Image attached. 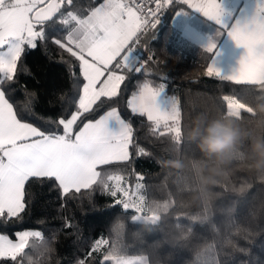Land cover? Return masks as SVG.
Segmentation results:
<instances>
[{
    "label": "snow or ice",
    "instance_id": "obj_1",
    "mask_svg": "<svg viewBox=\"0 0 264 264\" xmlns=\"http://www.w3.org/2000/svg\"><path fill=\"white\" fill-rule=\"evenodd\" d=\"M165 21L166 50L199 51L207 77L264 95V0L239 19L228 16L226 0H0V264H23L30 239L42 238L39 230H24L14 242L6 233L47 199L46 192L66 210L99 189L111 198L106 212H115L131 187L119 170L146 154L141 140L168 135L177 120L182 125L178 102L165 96L168 76L149 67L169 62L141 47L150 32L159 39L155 30ZM225 37L244 50L228 74L217 67ZM36 50L64 69L68 88L49 99L47 119L37 116V92L21 80H34L25 58ZM132 81L122 110V93ZM222 100L227 106L232 96ZM137 119L143 133L134 126ZM73 220L64 216L62 227L70 232ZM105 243L103 234L95 237L72 264H110L99 254Z\"/></svg>",
    "mask_w": 264,
    "mask_h": 264
},
{
    "label": "trees",
    "instance_id": "obj_2",
    "mask_svg": "<svg viewBox=\"0 0 264 264\" xmlns=\"http://www.w3.org/2000/svg\"><path fill=\"white\" fill-rule=\"evenodd\" d=\"M169 26L170 21L162 22L155 30L159 39L150 32L141 47L153 48L161 61L169 62L149 67L157 76H168L166 93L178 98L182 125L178 120L168 135L141 140L146 154L119 170L130 191L138 187L139 212L149 219H134L123 198L115 212H106L111 198L99 189L66 210L59 207L55 193L46 192L47 199L35 202L23 221L6 233L14 241L20 231L42 232L41 239H30L23 264H72L74 255L100 234L106 243L99 254L110 264L115 257L132 255H145V264H264V166L256 167V145L264 146V95L207 77L199 51L166 50L161 42ZM47 55L59 59L51 50ZM25 60L35 78L21 80L37 92L35 112L47 119L49 99L61 95V88L67 94L64 69L50 63L44 50L30 52ZM136 83L124 89L122 110ZM224 96L236 100L238 113L229 112ZM134 126L143 133L140 119ZM215 126L229 130L227 146L218 154L206 146L209 137L223 136ZM137 172L143 173L142 179L136 178ZM66 215L74 216L70 232L62 227Z\"/></svg>",
    "mask_w": 264,
    "mask_h": 264
},
{
    "label": "crops",
    "instance_id": "obj_3",
    "mask_svg": "<svg viewBox=\"0 0 264 264\" xmlns=\"http://www.w3.org/2000/svg\"><path fill=\"white\" fill-rule=\"evenodd\" d=\"M254 7L255 0H226V11L230 18L233 16L238 19L243 18L249 12L254 10ZM218 48H221L223 50V53L218 58L217 67L224 74L235 71L239 66L240 58L244 55V50L236 46L234 42L228 40L227 37L219 41ZM165 96L166 99L169 100L175 98L179 106V101L176 96L167 93L165 94ZM177 121H175L174 123H176Z\"/></svg>",
    "mask_w": 264,
    "mask_h": 264
},
{
    "label": "rangeland",
    "instance_id": "obj_4",
    "mask_svg": "<svg viewBox=\"0 0 264 264\" xmlns=\"http://www.w3.org/2000/svg\"><path fill=\"white\" fill-rule=\"evenodd\" d=\"M229 112L232 114L238 113L239 104L232 98V102L229 104ZM214 131L220 133L224 137H229V130L219 126L214 127ZM124 199L122 202L125 208L134 210L133 218L136 220H148L149 218L145 213L139 212L142 209V195L140 194L138 187L133 188L131 191L128 188L126 193L121 197ZM134 202V203H133ZM138 211H136L135 207ZM16 240H14L15 242ZM145 255H132V256H120L112 259L111 264H145Z\"/></svg>",
    "mask_w": 264,
    "mask_h": 264
},
{
    "label": "clouds",
    "instance_id": "obj_5",
    "mask_svg": "<svg viewBox=\"0 0 264 264\" xmlns=\"http://www.w3.org/2000/svg\"><path fill=\"white\" fill-rule=\"evenodd\" d=\"M207 150L210 153L218 154L223 151L227 146L226 137L224 136H211L206 141ZM257 160L256 167L264 166V146L256 145Z\"/></svg>",
    "mask_w": 264,
    "mask_h": 264
}]
</instances>
